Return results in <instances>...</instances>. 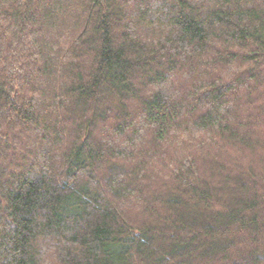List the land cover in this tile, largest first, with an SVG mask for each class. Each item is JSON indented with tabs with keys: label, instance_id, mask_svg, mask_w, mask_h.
I'll list each match as a JSON object with an SVG mask.
<instances>
[{
	"label": "trees",
	"instance_id": "16d2710c",
	"mask_svg": "<svg viewBox=\"0 0 264 264\" xmlns=\"http://www.w3.org/2000/svg\"><path fill=\"white\" fill-rule=\"evenodd\" d=\"M0 264H264V0H0Z\"/></svg>",
	"mask_w": 264,
	"mask_h": 264
}]
</instances>
